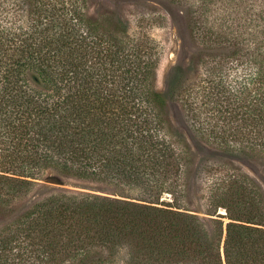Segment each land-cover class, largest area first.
<instances>
[{
	"label": "trees",
	"instance_id": "obj_1",
	"mask_svg": "<svg viewBox=\"0 0 264 264\" xmlns=\"http://www.w3.org/2000/svg\"><path fill=\"white\" fill-rule=\"evenodd\" d=\"M26 1L20 26L0 6V264H264V187L236 160L264 168V30L191 5L197 53L164 94L157 40L86 0ZM172 101L223 158H199ZM48 172L105 194L31 201Z\"/></svg>",
	"mask_w": 264,
	"mask_h": 264
},
{
	"label": "rangeland",
	"instance_id": "obj_2",
	"mask_svg": "<svg viewBox=\"0 0 264 264\" xmlns=\"http://www.w3.org/2000/svg\"><path fill=\"white\" fill-rule=\"evenodd\" d=\"M85 2V1H84ZM201 0H86L91 16L101 13H110L117 16L123 23L129 26L133 35L147 34L157 40L163 52L158 70L157 86L164 93L169 94V88L173 81L174 67H188L191 58L197 53V48L187 30L186 12L194 5L195 9ZM29 1L26 0H0V6L4 12L8 10L6 17L20 26L21 17ZM79 5H83L79 0ZM264 8L263 0H212L210 4L208 26L215 31H224L227 34L235 31L244 34L261 32L264 30V21L256 19V13ZM172 119L176 127L184 133L191 142L194 151L199 158L221 157L217 151L197 140L190 132L184 121L178 104L174 101L170 104ZM237 163L254 177L264 187V168L256 161L245 158L236 159ZM37 190L31 196L34 201L51 192L68 193H97L105 194L104 189L96 184L70 179L48 172L43 180L38 182ZM199 201V195L195 192L193 196V210L203 214ZM219 213L224 214V211ZM209 218V217H207ZM216 218V217H213ZM225 224L228 222L224 219ZM226 225L224 226V238Z\"/></svg>",
	"mask_w": 264,
	"mask_h": 264
},
{
	"label": "water",
	"instance_id": "obj_3",
	"mask_svg": "<svg viewBox=\"0 0 264 264\" xmlns=\"http://www.w3.org/2000/svg\"><path fill=\"white\" fill-rule=\"evenodd\" d=\"M31 78H32L33 80H35V81H38L37 76H35L34 74H31Z\"/></svg>",
	"mask_w": 264,
	"mask_h": 264
}]
</instances>
